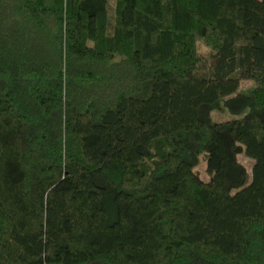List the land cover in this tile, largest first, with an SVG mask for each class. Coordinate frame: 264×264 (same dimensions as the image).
<instances>
[{"label":"trees","instance_id":"16d2710c","mask_svg":"<svg viewBox=\"0 0 264 264\" xmlns=\"http://www.w3.org/2000/svg\"><path fill=\"white\" fill-rule=\"evenodd\" d=\"M0 264H264V0H0Z\"/></svg>","mask_w":264,"mask_h":264},{"label":"rangeland","instance_id":"374dc122","mask_svg":"<svg viewBox=\"0 0 264 264\" xmlns=\"http://www.w3.org/2000/svg\"><path fill=\"white\" fill-rule=\"evenodd\" d=\"M207 48H203L202 53H208ZM256 88V83L252 80H243L239 86V89L237 91V94L240 95H248L250 94L254 89ZM226 99L222 100L221 106L219 109L213 111L211 113V119L212 123L219 124V123H225L228 121L240 119L245 116L246 113L235 115L231 113L226 105ZM208 153H203L200 156L199 164L193 169V172L201 178L203 181L208 182L212 179V173L208 172ZM239 161L249 170V173L251 174L253 161L246 157L245 155L239 156ZM247 183H250V179Z\"/></svg>","mask_w":264,"mask_h":264}]
</instances>
